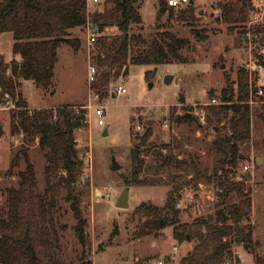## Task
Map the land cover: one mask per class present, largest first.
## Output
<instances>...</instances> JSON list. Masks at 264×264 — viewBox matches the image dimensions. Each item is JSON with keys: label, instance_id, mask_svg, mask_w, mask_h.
<instances>
[{"label": "rangeland", "instance_id": "374dc122", "mask_svg": "<svg viewBox=\"0 0 264 264\" xmlns=\"http://www.w3.org/2000/svg\"><path fill=\"white\" fill-rule=\"evenodd\" d=\"M192 1L198 16L196 20L181 22L175 18L187 4L182 9H173L176 13L173 18H169L168 12L163 14L157 23L158 0H139L142 22L130 31L147 40L157 30L188 39L189 43L181 51L186 62L131 64L127 73L120 74L108 69L103 85L105 94L90 97L88 64H95L93 57L99 44L97 40L89 43L87 26L70 31L69 38L80 40L78 49L71 44L58 48L52 84L46 90L30 79L22 80L18 88L30 110L48 108L56 112L64 106H73L86 115L89 111L85 106L90 100L92 104L104 105L103 124L98 123L100 118L93 110L90 118L86 115L89 120L74 133L80 163L71 193L79 199L87 247L81 244L75 232L79 220L68 191L60 190L54 201L46 194V159L38 136L24 133L20 126L18 132L13 133L11 125H18V110L0 111V214L6 215L8 191L19 188L20 174L27 171L29 163L33 170V186L26 194L32 193L29 203L36 212L38 233L41 230L49 233L57 264H81L87 260L92 264H145L148 259L167 256H173L175 264H181L195 241L178 240L173 234V225L169 224L148 234L141 233L147 215L138 207L141 204L164 207L171 190L179 209L180 223H191L199 215L214 216L218 191L214 180L220 171H217L212 141L228 133L229 112L220 114L217 121V115L209 112L208 105L219 104L226 88L233 89L236 95L238 71L242 70L247 75L249 87L252 133L250 141L240 146L246 159L240 158L234 175L238 173L242 179L235 181L250 191L248 222L254 239L259 242L257 253L264 256V92H258L264 85V71L251 82L244 63L247 58L243 31L246 21L228 24L223 19L221 8L227 0ZM103 5V0H99L98 6L88 12L101 11ZM106 5L111 7L112 3ZM120 34L116 26L110 25L98 33L97 38L104 36L111 41ZM12 44L11 32L0 34V54L6 63L12 58ZM137 45L140 49L145 47L142 42ZM129 49V55H133L134 51ZM98 70L100 73L101 69ZM166 75L172 77L168 83ZM117 84L125 87L124 94H112ZM213 98L215 103H212ZM181 100L193 107L197 123L175 120L182 115ZM201 115L205 117L204 123L199 119ZM148 128L152 134L144 142ZM134 148L141 151L145 167L141 177L145 182L129 185V206L120 208L117 202L127 186L125 179L130 175ZM256 157L261 158L259 163ZM113 158L119 165L117 170L112 168ZM244 161L253 167L242 173L240 165ZM229 169L233 172L235 166ZM232 172L229 178L234 177ZM199 183L213 194V199H200L195 190ZM25 207L30 210L28 205ZM39 208L44 211V221ZM167 214L169 221L171 212H161L163 217ZM224 264H254V259L241 245L234 244L233 255Z\"/></svg>", "mask_w": 264, "mask_h": 264}, {"label": "trees", "instance_id": "16d2710c", "mask_svg": "<svg viewBox=\"0 0 264 264\" xmlns=\"http://www.w3.org/2000/svg\"><path fill=\"white\" fill-rule=\"evenodd\" d=\"M101 11L90 14L87 0H0V34H13L12 58L6 63L0 54V89L17 99L19 110L18 125L12 124L11 130L18 132L17 127L33 136H38V144L44 151L46 159V194L55 200L62 189H66L73 199L72 207L79 224L75 228L81 244L87 247L85 222L80 216L79 199L73 195L75 177L80 163L75 147V130L80 128L86 119L85 112L73 106H64L56 112L52 109L30 110L22 98L18 88L24 79L32 80L36 86L46 90L54 76L58 48L62 44H71L75 49L80 47L78 38H69L70 31L83 29L88 21L96 25L101 34L110 25L117 27L119 37L109 41L99 36V46L93 60L101 72L94 83V90L99 95L105 94L103 85L108 76V69H115L116 74L127 73L131 64L157 65L169 62H186L181 53L189 43L188 39L179 37L170 31L157 30L149 40L140 34L131 33L134 25L142 22L139 13V0H103ZM106 3H112L107 7ZM248 8V10H246ZM175 10V9H174ZM174 10L167 7L165 0H158L157 23L165 13L173 18ZM222 17L228 23L243 22L248 19L251 0H227L222 8ZM193 3H188L175 18L181 22L197 19ZM258 32H264L263 27ZM126 38L119 45L122 34ZM144 43L140 49L137 43ZM134 51L130 54V49ZM148 74V73H147ZM262 93L264 87H262ZM99 91V92H98ZM226 88L220 95V103L208 105L209 112L217 115L229 112L228 133L219 135L212 141V148L217 156L215 183L217 191V209L214 216H197L191 223H180L179 209L172 191L168 192L164 207L141 204L139 211H144L147 219L141 233L148 234L165 225H173V234L178 240L195 241L192 249L182 258L181 264H224L233 255V245H241L253 255L254 264H264V256L257 253L259 242L254 239L252 228L248 222L251 212L250 191L245 190L242 183L229 178L230 167L240 161V146L250 141L252 114L248 105L249 87L244 70L238 71L237 93ZM215 99V98H213ZM182 115L177 122L197 123L193 116V107L183 100ZM148 128L143 141L151 136ZM245 156V155H244ZM132 165L130 175L125 179L130 184L144 183V161L139 148L131 151ZM246 157V156H245ZM27 171L20 174L18 189L8 191V210L6 215L0 214V264H57L53 244L49 241V233L41 230L34 217V206L29 203L32 193L26 194L33 186V170L28 163ZM235 176V175H234ZM28 202V203H27ZM40 203V201H39ZM30 210L25 209L27 206ZM24 209L26 213L24 214ZM171 212L167 221L162 211ZM42 220L44 211L38 209ZM81 264H92L90 260Z\"/></svg>", "mask_w": 264, "mask_h": 264}, {"label": "built area", "instance_id": "2783aa9c", "mask_svg": "<svg viewBox=\"0 0 264 264\" xmlns=\"http://www.w3.org/2000/svg\"><path fill=\"white\" fill-rule=\"evenodd\" d=\"M192 0H165L167 7L178 10L185 7L188 3H191ZM99 0H87V8H96L98 6ZM88 26L89 32V43H94L97 40L96 25L91 21H88L86 27ZM263 27L264 29V0H251V10L248 15V19L246 20L243 31L244 37L247 41V58L244 59V63L246 66V70L249 73V77L251 82L256 81L258 75L264 71V32H258V28ZM99 75V70L94 63L88 64V72H87V84L89 87V96L97 95L94 90V83L97 81ZM111 91L113 95H120L126 92V89L121 84L115 85ZM262 93V90L258 91ZM215 99H212V103H215ZM88 109V113L86 114L88 118L91 117V113L95 110V115L100 119L98 120L99 124H103V120L101 117L104 114V105L102 104H92L91 100L85 106ZM19 110L17 106V99L12 97L8 92H2L0 89V111H8V110ZM201 123L205 122L204 115L199 117ZM89 120V119H88ZM85 119V121H88ZM253 165L249 164L247 161H244L243 164L240 165V170L242 173L248 172L252 169ZM235 180H240L242 177L236 173L234 176ZM204 184L199 183L195 188L196 192L201 200L205 201L207 199H213V194L208 190L204 189ZM175 250L177 247L174 248ZM145 264H175L173 256H167L163 259H148Z\"/></svg>", "mask_w": 264, "mask_h": 264}, {"label": "water", "instance_id": "95a60500", "mask_svg": "<svg viewBox=\"0 0 264 264\" xmlns=\"http://www.w3.org/2000/svg\"><path fill=\"white\" fill-rule=\"evenodd\" d=\"M191 3H193V1H191ZM126 38V33H123L122 34V39L119 43V45L122 44V42L125 40ZM224 65H222L223 67ZM171 76L170 75H166V82H170L171 80ZM2 131V126L0 125V133ZM240 158L241 159H246V157L244 155H240ZM261 161V158L260 157H256V163H259ZM112 168L114 170H117L119 168V165L117 164V162L115 161V159L113 158L112 159ZM128 199H129V186H125L123 188V191H122V194L120 195L119 199H118V202H117V206L120 207V208H127L129 206V203H128Z\"/></svg>", "mask_w": 264, "mask_h": 264}, {"label": "crops", "instance_id": "0c3cea01", "mask_svg": "<svg viewBox=\"0 0 264 264\" xmlns=\"http://www.w3.org/2000/svg\"><path fill=\"white\" fill-rule=\"evenodd\" d=\"M259 80H260V78H258V83L260 84V81H259ZM261 85H262V84H261ZM263 87H264V85H263ZM38 108H39V107H38Z\"/></svg>", "mask_w": 264, "mask_h": 264}]
</instances>
